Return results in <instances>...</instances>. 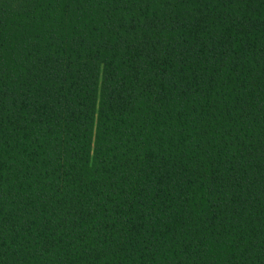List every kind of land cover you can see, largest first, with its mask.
I'll return each mask as SVG.
<instances>
[{
    "label": "trees",
    "instance_id": "trees-1",
    "mask_svg": "<svg viewBox=\"0 0 264 264\" xmlns=\"http://www.w3.org/2000/svg\"><path fill=\"white\" fill-rule=\"evenodd\" d=\"M0 264H264V0H0Z\"/></svg>",
    "mask_w": 264,
    "mask_h": 264
}]
</instances>
